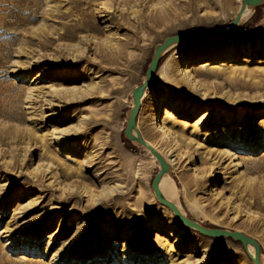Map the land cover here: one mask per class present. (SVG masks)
<instances>
[{
  "label": "rangeland",
  "instance_id": "1",
  "mask_svg": "<svg viewBox=\"0 0 264 264\" xmlns=\"http://www.w3.org/2000/svg\"><path fill=\"white\" fill-rule=\"evenodd\" d=\"M241 5L0 0V264H254L239 242L177 221L151 187L159 162L124 134L155 46L222 28ZM161 10L151 30L131 34L120 19L136 25ZM100 46L123 55L88 67ZM137 128L174 161L185 217L254 238L264 264V5L232 34L170 49ZM178 236L185 246L173 245Z\"/></svg>",
  "mask_w": 264,
  "mask_h": 264
},
{
  "label": "water",
  "instance_id": "2",
  "mask_svg": "<svg viewBox=\"0 0 264 264\" xmlns=\"http://www.w3.org/2000/svg\"><path fill=\"white\" fill-rule=\"evenodd\" d=\"M262 5H264V0H242V5L239 12L235 16V18L226 26L219 29L209 28V29H202L200 31L192 32V33H180V34L171 35L167 37L162 43L157 44L155 46L152 59L147 68L145 74V80L139 86L135 87L132 91L133 106L128 112L127 123L124 130V134L128 141L136 142L142 145L143 147H145L147 150H149L152 153V155L157 159V161L160 164V170L155 175L151 183V187L154 191L157 200L161 204L169 207L176 216V218L178 219V221L183 225H185L187 228H190L204 236H208L211 238H216V239L226 238V239H231L233 241H237L244 247L245 250L248 246L253 247L254 256H251L248 253L247 254L254 264H261V260H260L261 246L254 238L240 231H230L227 229L206 227L204 225H201L198 222L185 217L183 214H181V212L177 210V208L171 202L164 199V197L161 195V192L159 190V182L164 174L169 173L171 167L167 163V161L163 158V156L159 154L157 151H155L141 136L137 128V116L141 107V99L145 94L146 90L149 88L151 82L153 81L159 69L162 57L170 49H172L177 45H181L188 41L201 37L224 36V35L232 34L239 26V23L241 22L242 19V14L245 10L250 9L251 11H254L257 7H260Z\"/></svg>",
  "mask_w": 264,
  "mask_h": 264
},
{
  "label": "bare ground",
  "instance_id": "3",
  "mask_svg": "<svg viewBox=\"0 0 264 264\" xmlns=\"http://www.w3.org/2000/svg\"><path fill=\"white\" fill-rule=\"evenodd\" d=\"M108 9V8H107ZM81 10H84V9H81ZM239 12V11H238ZM253 11H251L250 9H247L243 12L242 14V19L241 20H245L247 19L249 16H251ZM115 13V12H114ZM163 13V10L161 11H158L157 12V15H154V14H148V15H141L139 17H137V22H136V25H131V22H129L128 18L127 19V15L125 16L124 14L121 16V14L119 16H121V21L124 22V24H128L129 26H131L132 28H135L133 31L131 27H129V30L132 33H137V30L138 29H142V28H146V29H153L154 26H156L157 24H160V21H161V14ZM89 14V13H87ZM116 14V13H115ZM110 15V14H109ZM110 19H113V16L110 17ZM119 19V18H118ZM132 20V18L130 19V21ZM125 24V25H126ZM143 30V29H142ZM141 30V31H142ZM147 30V32L149 31ZM128 34V33H127ZM130 34V33H129ZM137 35V34H136ZM132 36V35H130ZM135 37V36H134ZM131 38V37H130ZM136 38V37H135ZM125 44V43H124ZM130 45V44H129ZM107 46V45H105ZM114 49V48H113ZM112 49V50H113ZM105 50V47H102L100 46V53H99V57H101V62H98V63H92V61H89V65L88 67H99V68H103L102 66V63L103 61L104 62H107V63H110V64H114V63H117L118 59L122 57L123 55V51L122 49H118V51L114 52L113 54L111 53V49L109 50L111 54H109L108 52H106ZM233 52H229L228 54H232ZM235 56V55H234ZM227 58V57H226ZM114 72V71H113ZM111 72V73H113ZM189 74V73H188ZM188 74H187V77H188ZM186 76V75H185ZM187 77H186V81H187ZM190 77V76H189ZM147 92V90H146ZM146 92L145 94L143 95V97H145L146 95ZM143 97L141 99V104H142V100H143ZM156 116V112L153 113V118H155ZM157 131L160 132V134L167 140L171 141L175 146L176 145H179V140L180 138L175 135V132L174 131H171L170 128H168L165 124H161L160 126L157 127ZM140 133V132H139ZM142 136V135H141ZM143 137V136H142ZM184 137V136H182ZM146 141V140H145ZM155 151H157L159 154L163 155V153L161 152V150L159 148H157L154 144H151L150 142L146 141ZM186 151V150H185ZM164 158V157H163ZM165 159V158H164ZM166 160V159H165ZM173 160H170V159H167V163L169 164H173ZM72 173H70L71 175ZM171 173H166L164 174L162 177H161V180L159 182V190L161 192V195L164 197V199H166L167 201L171 202L179 212H181V214H183L185 216V214L183 213L182 209L180 208V205H179V194H178V188H177V183L175 181V178L173 177V175H170ZM69 175V174H67ZM217 177V174L214 176V178ZM202 178H198V179H194L192 181L193 185H198L200 182H201ZM156 197V196H155ZM157 199V198H156ZM160 203V202H159ZM163 205V204H162ZM165 206V205H164ZM167 207V206H166ZM169 208V207H167ZM170 209V208H169ZM171 210V209H170ZM172 212V210H171ZM173 213V212H172ZM174 214V213H173ZM175 216V215H174ZM176 218V216H175ZM177 219V218H176ZM178 221V219H177ZM176 223V222H175ZM150 228V226H149ZM173 234V233H172ZM173 245L176 247H183L185 246V243L183 242V239H182V236H178V237H175L174 238V242H173ZM194 249H197V247H195ZM200 252V251H199ZM246 252L248 254H250L251 256H254V249L253 247L251 246H248L246 248ZM187 260V259H186ZM182 261V260H181ZM185 261V260H184ZM186 262H189V261H186ZM180 263V261L178 262ZM187 264V263H186Z\"/></svg>",
  "mask_w": 264,
  "mask_h": 264
}]
</instances>
